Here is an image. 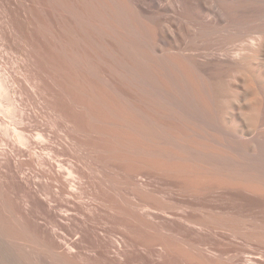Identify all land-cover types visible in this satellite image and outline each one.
Instances as JSON below:
<instances>
[{
	"label": "bare ground",
	"instance_id": "obj_1",
	"mask_svg": "<svg viewBox=\"0 0 264 264\" xmlns=\"http://www.w3.org/2000/svg\"><path fill=\"white\" fill-rule=\"evenodd\" d=\"M148 1L159 15L170 1L188 21L178 34L194 42L175 36L171 48L218 74L228 139H208L198 128L207 121L191 124L190 107L157 91L149 76L98 75L96 21L77 0H56L50 16L47 0H0L7 30L0 31V131L15 143L9 175L24 192L15 203L42 218L45 255L56 264H82L78 257L93 247L108 264H264V0ZM209 197L215 204H204ZM221 197L238 201L227 207ZM72 224L83 242L73 229L76 238L66 235ZM17 236L11 243L27 249L9 259L0 245L6 264H39L42 247Z\"/></svg>",
	"mask_w": 264,
	"mask_h": 264
},
{
	"label": "rangeland",
	"instance_id": "obj_2",
	"mask_svg": "<svg viewBox=\"0 0 264 264\" xmlns=\"http://www.w3.org/2000/svg\"><path fill=\"white\" fill-rule=\"evenodd\" d=\"M49 1L50 2L52 1L51 4H50ZM80 1L77 0V2H78L77 6L80 8L79 10L83 11V12L82 11H80V12L83 13V14H86V15H91L90 17L92 18V20L96 21V22L94 21L96 23L95 24L96 35H97V38H99L98 40H99L101 45H99V47H98L99 50L97 49L98 52H96L95 58H93V60H92V65L96 66L95 69H97L98 75L104 74L101 71H103V72L108 71V72H110V75H109V73H108V75H106L107 72H105L106 76H111V74H112V76H149L150 81L151 80L153 81V82L151 81L152 85L155 86L157 91H163L164 94H166L168 92L166 95L167 96L171 95L170 98H173L175 101L178 100V101H176L177 104L179 105V103H180L181 106L180 105L179 106L184 108V109H186L188 106L190 107V109L187 108V110L190 111L191 115L193 116V117H190V119L192 118L191 120L194 121L191 124H193L195 126V124L197 125V123H202L204 120H205L204 122L207 121V123H202L201 124L202 127H201L200 124H199V126L198 125L197 126H198V128H200L199 130H201L203 128L202 130H204V131L201 130L202 132H205V129L208 132L210 131L208 134L204 133V135L207 134L209 136L208 139L209 138H210V140L213 139V138L220 139V140L221 139H223V140H227L228 139L226 134L223 133V129L225 128V124L223 123L224 121H222V119H221V117H222L223 120H224L225 116L223 114H220V113H224V112L222 111V109L218 108V107H221L220 106L221 97L219 95V87H218V82H217L218 74L215 73L214 70L211 71L212 69H206V70L205 69H200V68H198V66L195 63H192V61H190V60L189 61L188 60H182V59H185V57L179 56V54H176L175 51H173V49L171 48V46L172 47L175 46V44L179 41L178 39L181 40V38H182L183 41H185V42H187L189 44H192L194 42V40L191 38L192 36H187L186 34H184L183 37L179 36V34H178L179 33L178 32L179 28L184 26V27H182L183 30H184V28L189 23H188V21L186 19H183V18H182L183 21L180 20V19L178 20V18H181L180 17L181 15L180 14H175L176 12L174 13V11H171L172 9H171V7L169 5L170 1L169 2L167 1L168 3L163 2L165 10H163V13L162 12H160V13H162L164 15H161V14L159 15V13L157 12V9L154 8L155 9L154 10L153 7H151L149 5V1L148 0H147L148 3L145 0L146 4L143 2V0H142V2H140L141 0L140 1L139 0H80ZM134 1L136 2L135 5H134V3H135ZM163 1H166V0H163ZM208 1H209V3L212 1L211 3H223V5H225L224 4L225 3L224 0H222V1L216 0L215 2H214V0H208ZM47 3H49L48 4V8L49 7L51 8L50 10L48 9V15L50 16L53 13V8L52 7H53V5H56V0H47ZM140 6H141V8H140ZM168 7L170 8L169 12L167 11V10H169ZM138 8L141 9V10H138ZM51 10H52V12H51ZM171 12H173V13H171ZM165 14L166 15L169 14V16H167V17H169L168 19L171 20L170 21L171 24H170L169 20L166 19L167 17H166ZM173 14H175V15H177L179 17H177V16H175ZM163 17H165V18H163ZM121 19H122V21H121ZM163 19H165V20H163ZM172 19H173L174 22L172 21ZM105 21H107L106 22L107 24L105 23ZM158 21H159L160 24L158 23ZM174 23L177 24V25H175ZM179 23H182V25L179 24ZM161 24H162V27H161ZM163 24H165V25H163ZM166 24H168V25H166ZM0 25L6 27L5 23H2V24L0 23ZM124 25H125V27H124ZM1 26H0V28H1L0 31L2 33L7 31V30H5L6 28L1 27ZM126 26H127V28H126ZM174 27H175V29L177 28L176 31H174ZM163 28H165V29H163ZM166 28H168L169 31L166 30ZM103 29H104V32H103ZM107 30H108V33H107ZM125 31H126V33L124 34L123 32H125ZM164 31L165 32L167 31L165 35H164V33H165ZM117 33H119V34L117 35ZM167 33H168V35H167ZM160 34H163L164 38L167 35L168 38H167V36H166V38L168 40L165 38V40L162 41V36L163 35L161 36ZM169 34H170V36H169ZM119 35H121V36H119ZM116 36H118V39H120L121 37H125V40L123 42L125 43V46L126 45L130 46L129 47L130 50H129L128 47H126V48H121L120 47L119 48L117 46V43H116V38H115ZM175 36L178 37V39L175 38ZM101 37H103V38H101ZM170 39H172L173 41L170 40ZM186 39L188 41H190V42L186 41ZM174 40L177 41V42L175 43ZM117 42L119 44V41H117ZM131 43H133V44H131ZM162 43H165V44H162ZM159 44L160 45L162 44L161 48L163 49V47H164L166 52L163 49V51H164L163 53L162 52L159 53V51L158 52L155 51L156 54H154V50L153 49H155L154 47H156L157 45L160 46ZM164 45H166L167 48ZM100 46H102V47H100ZM134 47H135V49H134ZM123 49H126V50H123ZM131 50H135V52L131 51ZM164 53H165V55H163ZM159 54H162V56L159 55ZM156 55H157V57H156ZM167 55L169 57L170 56L171 57L169 58ZM153 56H154V58L156 60L153 58ZM163 56L165 58H163ZM94 59L96 61H94ZM175 59L177 61H175ZM177 62H178V64H177ZM104 63H105V65H104ZM0 68H1V66H0ZM107 68L110 69V70H108ZM201 70H203L204 72L201 71ZM1 71H2V68L0 69V73H2ZM207 72H210L211 74H208ZM202 73H206V74H202ZM212 74H214V75L217 74V76H212ZM205 75H207V76H205ZM81 76H96V75L85 74V75H81ZM155 79H156V81H155ZM163 82H165V83H163ZM10 83H13V82L10 81ZM156 84H158V85H156ZM163 87H165V89ZM170 87H171V89H170ZM160 88H163V89H160ZM207 88H209V90ZM169 91H171V93ZM176 94H177V96H176ZM188 95H190V96L188 97ZM180 97H181V100H180ZM24 98L25 97H23V99ZM24 100L26 101V99H24ZM200 101H201L202 104L200 103ZM203 103L205 104V106H204ZM191 104H192V106H191ZM200 104H201V106H200ZM185 105L187 106L186 108H185ZM193 108H194V110H193ZM199 111H201V112H199ZM194 112H195V114H193ZM1 115H4V114H1ZM195 116H196V118H195ZM198 116H200V117H198ZM5 117H6V120L10 121L9 116L8 117L5 116ZM205 117H206V119H204ZM200 118H202V119H200ZM198 119H199V121L197 122ZM190 133H191V138H195L196 136H197L196 138H199V136L196 135V134H193L192 131ZM213 133H214V135H213ZM12 138H13V136H12ZM189 138H190V136H189ZM208 139H207V141H210ZM0 140H1L0 141V159H1L0 160V162H1L0 163V187H1L0 188L1 189L0 190V197H2V198L4 197L3 199L0 198V221H1V223H3V224L0 223L1 224L0 225V235H1L0 236V245H4V247L6 249H8L7 250L8 253H9V251H11L10 254H7L10 257L9 259H12L13 257H14L13 259H16V256H18V254H17L18 252L19 253H23L27 249L26 248L27 246H24V249H23V247H22V249H19V247L16 244L11 243L12 239L14 241V237L15 236L20 235V236H22V240L24 238L22 243H24L25 240H27V242L24 243L25 245H27V244H29V245L30 244H34V245L38 244L40 247H42V248L38 247V249L39 248L41 249V250L39 249V251H37L39 253L36 252L38 258L36 256V254L34 256L35 259L37 258L41 264H46V263L47 264H54L53 262H55V264H56V260L50 258L51 254H49L50 256L49 255L46 256L49 253V251L47 250V246L45 248V246L43 244V241L44 240L46 242H48V241L45 239L46 237L43 240V237L45 235L43 234V232H40L41 229H40V226H39V224H44V221L42 220V218H41V221L38 218H35L31 214V212L28 209V207H24V208L23 207H19L20 199L18 197L21 196L24 192L21 191L22 192L21 193L20 191H18V189L16 190V186L14 184L15 182L11 179V177L9 175V173L11 172V169H13V170L17 169V167L15 165V161H13V160H15L14 159V157H15L14 154L17 155V153L15 151V148L11 149V148L15 147V143L13 142V139H11V136L10 137H6V136L3 135V133L1 131H0ZM2 141H3V143H2ZM11 154L14 155V156L12 157ZM22 158H24V161H25V159H26L25 156L21 157V159ZM11 163H13V164L11 165ZM23 167H27V165H25ZM8 168H9V170H8ZM23 169H24L25 173L26 172L29 173V169L28 170L26 168H23ZM7 172H8V174H7ZM163 186L165 187V185H163ZM209 198L211 200L210 199L203 200V202L205 201L204 204H215V201L212 200L213 198L212 197H209ZM15 200H16V202L17 201H19V202L16 204ZM216 201H217V199H216ZM236 201H238V200H236ZM236 201L234 199H229L228 197H226V198L225 197H221L220 200H218L217 202L218 203L221 202L222 205L224 206L226 204H230V205L234 204ZM7 202H9V203H7ZM203 202H200V203H203ZM9 204H10L11 207H9ZM15 208H16V210H15ZM7 211H8V215L9 216L7 215ZM17 214H18V216H20L21 220L23 221V222L21 221L22 222L21 224H19L18 221H17V219H18ZM19 214H21V215H19ZM258 214L260 215L261 213L259 212ZM22 216H24V217H22ZM259 217H263V215L262 216L260 215ZM13 219L15 220V222H14ZM34 219L36 220V222H35ZM37 221H38V225H37ZM33 222H35V224L37 226H39V228L37 229V232H39L40 234L36 232V229H33V228H35L37 226H33V227L31 226V225H34ZM39 222H42V223H39ZM21 225L24 226L23 228H25V231L27 230L29 232H26V233L24 232L23 233L24 229L20 227ZM70 226L69 227L71 228V230H70V228H66V230L64 229L66 231L65 232L66 235L70 234L72 232V229L74 230L73 232L76 233L77 235L81 234V230L77 229L76 225H74V227H73V224L70 225ZM75 226H76V228H75ZM2 227H3V230L5 231L6 234L2 233V232H4L2 230ZM68 229L70 231H68ZM75 229H77V230H75ZM20 230H22L23 234L21 233ZM64 230H63V232H64ZM14 233H15V235H14ZM41 234L44 235V236H42ZM76 234L71 233L70 235H68V237L70 236V237H75L76 238L77 237ZM39 235H40V237H39ZM117 236H119V235H117ZM36 237H38L39 239L36 238ZM78 237H79L78 238L79 242H81L83 239L80 238V235H78ZM32 238L36 239L37 241H35L34 239H33L34 242L31 241ZM3 239H4V242H3ZM29 240L32 243H30ZM5 241H6V243H5ZM35 242H37V243H35ZM46 242H44L45 245L48 244ZM6 245L9 246V247H7ZM16 246H17V248H16ZM29 248H30V246L28 247V249ZM94 248H95V250L93 251ZM16 249H17L18 252L16 251ZM44 249H46V250H44ZM19 250H22V251L20 252ZM45 251H47V252H45ZM1 252L2 251L0 249V253ZM12 253H13V255H11ZM3 255L4 254L2 252V254L0 255V262H1V264H6L5 257ZM82 255H80V257H78L80 259L79 260L80 263H81V261H83L82 264H84V263L85 264H87V263L88 264H90V263L91 264H108L106 261H103L100 258L101 256H99V254L97 253L96 247H93L92 249L90 248L88 250H86V249L83 250ZM50 260H53V261H50ZM57 264H58V262H57Z\"/></svg>",
	"mask_w": 264,
	"mask_h": 264
}]
</instances>
